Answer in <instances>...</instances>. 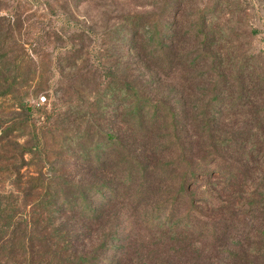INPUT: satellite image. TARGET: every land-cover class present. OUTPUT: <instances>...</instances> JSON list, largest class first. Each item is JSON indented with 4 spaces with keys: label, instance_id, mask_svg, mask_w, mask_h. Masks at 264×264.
<instances>
[{
    "label": "rangeland",
    "instance_id": "obj_1",
    "mask_svg": "<svg viewBox=\"0 0 264 264\" xmlns=\"http://www.w3.org/2000/svg\"><path fill=\"white\" fill-rule=\"evenodd\" d=\"M75 1L0 0L3 4L0 12L3 15L16 13L22 22L15 27V43H8L10 52L19 56L21 50L29 54L42 49L49 54L40 77L28 84L31 88L21 90L31 79L26 61L7 80L0 78V196L12 194L19 200V211L27 214L29 207L25 204L31 199L25 197V187L21 189L16 183L37 179L33 185L38 187L42 176L48 181V211L64 205L65 213L70 214L67 201L88 189L87 184L79 183L80 178L96 173L95 177L104 178L108 186L120 187L110 216L102 222L105 233L116 237L108 238L117 240L113 241L111 250L101 254L100 264L105 259L116 261L124 253L125 262L131 264H194L200 255L192 251L185 239L199 238L149 229L130 202L134 188L126 189L121 183L124 172L133 165L129 151L114 156L107 145L100 147L99 134L107 127L109 117L102 107H108L113 93L117 92L115 87L104 91L106 83L101 84L104 72L93 65L98 54L94 39L86 43L79 61L67 63L70 67L65 71H61L58 64L54 68L49 56L56 45L64 46L69 35L78 33L77 25L93 27L94 33L99 35L112 30V37L122 40L125 32L119 25L130 16L159 21L162 28L172 24L175 33L168 37L172 36L171 45L164 47L157 60L150 59L146 65L147 69L152 66L157 79L149 78L150 70L134 67L127 55L109 57L108 66L121 67L126 79L133 84L135 81L140 88L144 80H149L152 85L149 98L156 97L161 101L160 108H165L160 114L159 126L154 128L147 143L149 148H154L163 139L170 149V163L166 167L177 166L164 178L144 177L147 201L141 205V211L144 212L145 205H155L161 199L166 203L173 200L175 191L180 190L182 177L188 175L187 193L180 192L185 196L174 206L175 213L189 214L188 222L217 225L221 216L228 213L231 201L238 205L243 199H251L253 193L264 191V145L260 139L264 128H260L259 121L264 117V77L261 82L243 85L245 91L239 99L236 92L241 85L235 72L228 76V66L226 68L230 62L231 67L251 66L264 70V0ZM71 14L73 23L68 19ZM76 44L81 45L79 40ZM65 53L60 62L68 59ZM156 82L160 83L157 90L153 87ZM36 85L40 86L38 92L34 90ZM118 100L123 102L124 97L120 94ZM204 112H208V121L215 119L210 121L207 130L201 121ZM173 115L177 116L178 125L175 134L171 132ZM204 136H208L206 142ZM175 138H180V142H168ZM38 144L37 151L26 154ZM178 145H183L181 151ZM96 148L105 167L100 172L103 174L95 172L96 166L88 162H96L95 156L84 160V153H92ZM245 149L252 150L253 155L250 157ZM86 164L91 167L81 166ZM161 164L158 159L153 161L155 167ZM53 201L55 206L51 205ZM99 227L93 229L97 234H101Z\"/></svg>",
    "mask_w": 264,
    "mask_h": 264
},
{
    "label": "trees",
    "instance_id": "obj_2",
    "mask_svg": "<svg viewBox=\"0 0 264 264\" xmlns=\"http://www.w3.org/2000/svg\"><path fill=\"white\" fill-rule=\"evenodd\" d=\"M69 2L74 3L76 1L69 0ZM79 2L78 0L77 3ZM2 7L3 4L1 5L0 2V10ZM72 15L68 17L69 23L75 22ZM21 23L20 15L16 13L3 15L0 12V78L7 80L8 76L12 75L21 63L24 64L26 61L25 63L31 72V79L21 88L22 90L23 88H31L28 84H32L40 77L41 68L46 61L48 62L49 54L42 49L34 50L29 54H27L28 51L23 53L21 50L19 56L10 52L11 47L8 48V43H15V27L18 28ZM119 26L125 32L122 40L114 39L112 30H106L99 35L94 33L95 30L92 26V28H83L82 25L81 27L77 25L75 28L78 33L69 35L70 37L64 46L56 45L49 59L51 58L50 62L51 64L53 62L54 68L58 64V68L65 71L70 67L67 63L71 60L79 61L80 57L84 55L86 43H90L94 39V43L97 44V60L93 65L98 68L101 67L100 69L104 72L101 76V84L106 83L104 84V91H109L115 87L117 92L116 94L113 93L114 97L110 100L111 104L107 105L108 107L111 106L109 111L108 107H102V111H107L109 117L107 127L100 131L99 144H101L100 147L107 145L111 150L110 154L114 156L124 150L129 151L128 155L132 157L133 165L129 167L127 172H124L121 183L126 189L134 188L132 190L134 194L130 199V202L136 206L134 209L140 214V217H143L142 221L151 230L168 235L176 233L196 235L198 240L185 239L192 251L200 255L194 264H264V191L253 193L251 199H243V203L240 202L238 205L231 201L228 213L221 216L217 225L201 221L188 222L186 220L190 218V215L175 213L174 207L179 204L180 198L185 196L180 192L187 193L188 175H185L179 183L180 190L173 192V200L170 199V202L166 203L165 199H161L155 205H145L143 207L144 212L141 211V205L147 201L144 195L146 194L144 192H147L145 183H143L144 177L152 176L154 179L158 176L164 178L169 170L177 166L166 167V164L170 163V149L166 148L167 143L163 139L157 142L154 148H149L147 143L154 128L159 126L158 121L162 118L160 114H163L165 108L163 110L160 108L161 101H158L156 97L153 100L149 98L152 96L149 93V88L152 86L149 84V80H144L141 88L134 81L136 87L126 79L127 76L124 75L121 67L114 69V66H108V62H110L109 57L114 55L115 58H119L123 54L127 55L134 67L144 71L147 69L146 65L150 59L157 60L163 53L164 47L168 48L169 43L171 45V38L175 30L172 31V24H166L162 28L159 21H144V19L139 20L131 16L122 20ZM165 31L169 34L164 33ZM171 34L172 36L168 38ZM86 38L90 40L86 41ZM76 40H79L81 45H77ZM64 52L69 57L60 62ZM87 54L88 51L85 52V55ZM72 65L73 68H76V63ZM229 65L230 62L226 65V68L228 66V76L235 72V76L241 85V89L236 92L237 95L239 94V99L245 91L243 85L263 81L264 70L260 67L256 70L251 66L236 68ZM151 68L147 70L151 71L149 78L153 81L155 78L157 79V74ZM226 68L223 66L225 71ZM140 77L144 79V76ZM15 81L16 79L13 83ZM158 85H160L159 82L153 85L155 90L158 89ZM39 87L36 85L34 90L38 92ZM45 88L48 90V81ZM120 94L124 97L123 102L118 100ZM43 98L46 101V98ZM207 113L204 112V117L201 120L205 130L209 128L210 121L214 122L215 120L208 121L206 119ZM173 117L171 132L175 134L178 131L177 120L175 119L177 116L173 115ZM259 121L261 122L260 128H264V117L260 118ZM207 137H203L204 142L207 141ZM260 139H263L264 145V134L260 135ZM180 140V138H175L168 142L173 144L180 142ZM237 140L240 142L241 138L238 136ZM182 147L183 145L177 146L180 151ZM39 148V144L34 145L26 154H32ZM246 151L250 157L254 153L252 150ZM91 152L84 153V160H91V155L95 156L96 162H92V160L88 162L96 166L95 172L103 174L100 172H103L105 167H102L99 148L93 149ZM156 159L162 162L159 168L153 165V161ZM163 163L164 166H162ZM81 166L91 167L88 164ZM95 174H86V179L80 178L79 183L87 184L88 189L81 192L78 197H72L67 201L66 205L72 211L70 214L65 213L67 210H65L64 205H60L53 212L48 211V181L42 176L40 180L38 179L39 181L42 180L38 187L33 185L37 179L16 183V186L21 189L25 187V197L31 199V202L25 204L26 207H29L27 214L23 215L19 211V200L14 198L12 194L0 196V264H100L99 262L102 261L98 259L101 258V254L103 256L108 249L111 250L114 246L112 243L117 240L108 238L109 236L116 237L105 233L102 222L106 221L107 215L110 216L109 211L115 205L112 204L118 198L120 187L108 186L104 182V178H96ZM194 177L195 172L193 171ZM27 186L29 187L27 188ZM213 189L212 191L216 192ZM206 195L209 193L207 192ZM96 197L99 199L97 203L95 202L98 200L95 199ZM210 197L212 196L210 195ZM33 199L35 201H32ZM51 205L55 206V201ZM51 205L49 204V207ZM98 227L101 234H97V230H93ZM194 246L199 247L195 249ZM125 257L126 253L122 258L117 257L116 261L105 259L104 263L101 264H131L125 262ZM134 264H138V262Z\"/></svg>",
    "mask_w": 264,
    "mask_h": 264
},
{
    "label": "built area",
    "instance_id": "obj_3",
    "mask_svg": "<svg viewBox=\"0 0 264 264\" xmlns=\"http://www.w3.org/2000/svg\"><path fill=\"white\" fill-rule=\"evenodd\" d=\"M43 102L45 101V99L43 98V100H42Z\"/></svg>",
    "mask_w": 264,
    "mask_h": 264
}]
</instances>
